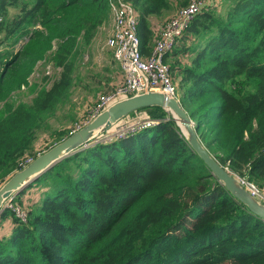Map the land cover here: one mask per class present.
<instances>
[{"label":"trees","instance_id":"16d2710c","mask_svg":"<svg viewBox=\"0 0 264 264\" xmlns=\"http://www.w3.org/2000/svg\"><path fill=\"white\" fill-rule=\"evenodd\" d=\"M125 1L138 13L147 56L164 26L153 29L151 18L173 1ZM210 1L165 60L203 144L232 173L264 186V0H229L220 15ZM110 16L109 0H0V186L51 147L33 152ZM46 59L59 69L45 77L51 86L31 104L11 103ZM142 111L157 123L92 140L7 200L0 226L9 217L14 225L0 236V264H264V219L212 173L170 111L153 106L133 117ZM51 134L55 143L67 136Z\"/></svg>","mask_w":264,"mask_h":264},{"label":"built area","instance_id":"2783aa9c","mask_svg":"<svg viewBox=\"0 0 264 264\" xmlns=\"http://www.w3.org/2000/svg\"><path fill=\"white\" fill-rule=\"evenodd\" d=\"M109 2L114 16V25L107 44L125 75L123 83L116 86L113 92L100 95L92 108L93 119L115 102L146 91L157 90L177 97L178 89L172 79L171 68L165 60V55L174 47L176 39L186 32L191 21L200 11L204 0H190L187 6L180 7L175 17L164 24L152 51L147 56L141 50L140 19L135 8L125 0H109ZM156 123L157 121L148 116H136L129 121L125 120L111 133H107L103 140L122 138L147 129ZM33 160L29 157L22 165L26 167ZM234 175L253 197L264 204V186L246 177ZM7 205L12 206L11 203ZM15 210L23 220L27 218L26 213L19 207Z\"/></svg>","mask_w":264,"mask_h":264},{"label":"rangeland","instance_id":"374dc122","mask_svg":"<svg viewBox=\"0 0 264 264\" xmlns=\"http://www.w3.org/2000/svg\"><path fill=\"white\" fill-rule=\"evenodd\" d=\"M172 1L173 8L158 17L161 21H163L161 22L163 25L170 19L174 18L177 11L180 9V0ZM228 1L229 0H213L210 1V6L206 7L215 15L224 14V12L229 8ZM107 23L100 27L91 46L87 47L82 52L74 74V82L68 96L65 101L60 104L57 111L47 119L46 126L39 132L40 137L38 141L41 143L44 141L41 149L47 147L48 145L52 147L57 144L55 143L57 135H52V132L55 133L58 132V130H62L66 133V137H68L93 120L92 108L99 99L100 95L105 93L103 92L104 87L108 88L111 86L106 93L114 91L113 89L115 86L113 87V84L110 82L114 80L113 78L117 74L116 71H121L122 67H120L118 61L115 60L113 52L107 44V41L112 33ZM20 45L21 44L16 46L15 49L18 50ZM5 49V45L0 46V52L5 51ZM189 57L190 56H186L184 58L183 56H180L183 63H186L189 60ZM58 70L53 67V64L49 62V59L40 62L31 77L30 83L16 91L11 96L10 102L15 105L19 103L31 104L33 98L40 89L51 86V82L55 78L54 76ZM46 76H50L51 79L53 77L54 78L51 81H46ZM101 80V86L98 87L97 82ZM176 83L178 82L176 81ZM177 97L179 98L178 94ZM144 116H146V114ZM131 118H133L132 114L125 117V120L129 121ZM47 128H49V130L45 131ZM107 133V131H104L103 133H100L102 134L100 137V134H98L95 138H93V140L104 139V137L107 136ZM39 151L34 150L33 152L36 154ZM25 189H27V186Z\"/></svg>","mask_w":264,"mask_h":264},{"label":"water","instance_id":"95a60500","mask_svg":"<svg viewBox=\"0 0 264 264\" xmlns=\"http://www.w3.org/2000/svg\"><path fill=\"white\" fill-rule=\"evenodd\" d=\"M153 106L163 107L172 113L192 148L205 161L212 173L234 196L246 204L256 215L264 219V204L253 197L239 183L236 176L207 149L198 135L195 122L181 104L180 99L157 90L146 91L115 102L81 129L42 152L26 167L14 173L0 188V210L7 200H11L10 198L15 192L22 191L34 179L49 170L65 156L89 145L98 134L104 131L111 133L121 123L125 122V117L139 109Z\"/></svg>","mask_w":264,"mask_h":264},{"label":"crops","instance_id":"0c3cea01","mask_svg":"<svg viewBox=\"0 0 264 264\" xmlns=\"http://www.w3.org/2000/svg\"><path fill=\"white\" fill-rule=\"evenodd\" d=\"M161 22H163V21H161L158 17L153 16V17L151 18V26H152V28L155 29V30H159L160 27L163 26V24H161ZM107 24L109 25L110 30H111V32H112L113 25H114V16H113V13H112V15L110 16V19L108 20V23H107ZM169 59H170V58H169ZM113 60H114V59H113ZM114 61H115V60H114ZM119 65H120V64H119ZM120 67H121V66H120ZM116 72H117V74H116L115 77L113 78L114 80H113L112 82H110V83L113 84V85H112L113 87H114V86L116 87V86L122 84L123 81H124V75H125V74H124V71L122 70V68H121V71H116ZM111 78H112V77H111ZM101 82H102V80L97 82V83H98V87L101 86ZM103 83H104V82H103ZM110 87H111V86H109L108 88H107V87H104L103 92L106 93V91L109 90ZM105 88H106V89H105ZM103 92H102V93H103ZM145 114H146L145 111H144V112H140V113L136 114L135 117H136V116L147 117L148 115L144 116ZM133 118H134V117H133ZM43 143H44V141H42V143H41L40 141H37L36 144H35V151H39V150H41V148H42V144H43ZM39 147H40V148H39ZM30 196H31L30 192L24 195V197H27V198L30 197ZM1 211H2V209L0 210V213H1ZM13 225H14V223H13V220H12L11 217H9V218H7L5 221H3V222L1 223V226H0V236H4V235H8V234H10L11 231H12ZM2 232H3V233H2Z\"/></svg>","mask_w":264,"mask_h":264},{"label":"clouds","instance_id":"9594fccd","mask_svg":"<svg viewBox=\"0 0 264 264\" xmlns=\"http://www.w3.org/2000/svg\"><path fill=\"white\" fill-rule=\"evenodd\" d=\"M2 187V186H1ZM7 202V201H6Z\"/></svg>","mask_w":264,"mask_h":264}]
</instances>
